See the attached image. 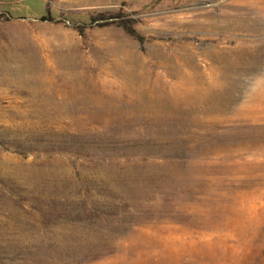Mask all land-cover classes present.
<instances>
[{"label": "rangeland", "instance_id": "1", "mask_svg": "<svg viewBox=\"0 0 264 264\" xmlns=\"http://www.w3.org/2000/svg\"><path fill=\"white\" fill-rule=\"evenodd\" d=\"M0 264H264V0H0Z\"/></svg>", "mask_w": 264, "mask_h": 264}, {"label": "trees", "instance_id": "2", "mask_svg": "<svg viewBox=\"0 0 264 264\" xmlns=\"http://www.w3.org/2000/svg\"><path fill=\"white\" fill-rule=\"evenodd\" d=\"M12 4L10 3H5L4 5V11L6 13H8L9 15H12V10H11ZM49 11L46 9L45 14H41L40 18L41 19H51V16L48 13ZM105 18H117L119 20L120 25L122 26V28L129 34H135V28L133 26V20L125 17L123 15H121L120 13H99L95 16H90L89 19L90 20H98V19H105ZM107 22H105L104 24H106Z\"/></svg>", "mask_w": 264, "mask_h": 264}, {"label": "water", "instance_id": "3", "mask_svg": "<svg viewBox=\"0 0 264 264\" xmlns=\"http://www.w3.org/2000/svg\"><path fill=\"white\" fill-rule=\"evenodd\" d=\"M67 21V23H69L70 24V22L68 21V20H66Z\"/></svg>", "mask_w": 264, "mask_h": 264}]
</instances>
